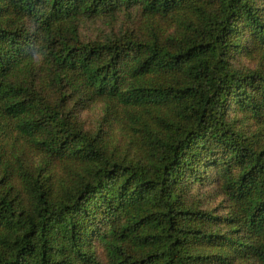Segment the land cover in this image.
Segmentation results:
<instances>
[{"label": "trees", "instance_id": "16d2710c", "mask_svg": "<svg viewBox=\"0 0 264 264\" xmlns=\"http://www.w3.org/2000/svg\"><path fill=\"white\" fill-rule=\"evenodd\" d=\"M263 59L264 0H0V264H264Z\"/></svg>", "mask_w": 264, "mask_h": 264}, {"label": "rangeland", "instance_id": "374dc122", "mask_svg": "<svg viewBox=\"0 0 264 264\" xmlns=\"http://www.w3.org/2000/svg\"><path fill=\"white\" fill-rule=\"evenodd\" d=\"M139 11L133 10L132 16L130 17L125 13L118 14L114 19L107 17H97L86 21L81 27V34L83 37H98L101 33L118 29L121 26L128 28H135L137 25V20L139 18ZM169 26L164 25V28ZM261 63L259 58L248 59L246 57H241L239 60L240 65L249 66L251 68L259 67ZM264 64V59H263ZM73 102L77 105L74 106ZM74 107L73 113L76 115L77 121L83 126L84 129L90 130L92 132H97L100 128L103 131L110 130L114 126H108V123H104L105 108L100 101L92 102L88 105H81L78 101L75 100V96L71 98V101H68V107ZM117 134V132H115ZM115 137H119L114 135ZM42 157V156H41ZM40 157V159H42ZM54 173H57L58 167H55ZM199 192L201 196V203L207 207H213L215 210L221 212L226 211L227 199L224 194H222L220 188L217 187L215 181H205L201 186H199ZM194 196L198 197L197 194ZM95 256L97 260L101 263L107 262L106 252L102 248H95Z\"/></svg>", "mask_w": 264, "mask_h": 264}]
</instances>
